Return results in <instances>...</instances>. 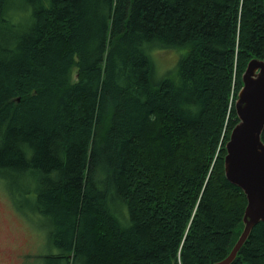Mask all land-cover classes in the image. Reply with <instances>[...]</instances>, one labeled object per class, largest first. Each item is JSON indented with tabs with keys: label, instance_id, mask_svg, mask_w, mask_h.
Returning a JSON list of instances; mask_svg holds the SVG:
<instances>
[{
	"label": "trees",
	"instance_id": "trees-1",
	"mask_svg": "<svg viewBox=\"0 0 264 264\" xmlns=\"http://www.w3.org/2000/svg\"><path fill=\"white\" fill-rule=\"evenodd\" d=\"M155 49L178 50L159 78ZM251 58L264 0H0V180L43 220L42 264L224 258L246 205L224 146ZM231 264H264V221Z\"/></svg>",
	"mask_w": 264,
	"mask_h": 264
},
{
	"label": "water",
	"instance_id": "water-1",
	"mask_svg": "<svg viewBox=\"0 0 264 264\" xmlns=\"http://www.w3.org/2000/svg\"><path fill=\"white\" fill-rule=\"evenodd\" d=\"M234 110L238 118L225 143L226 179L242 189V229L228 254L211 264H231L252 228L264 221V59L251 58L241 73Z\"/></svg>",
	"mask_w": 264,
	"mask_h": 264
},
{
	"label": "rangeland",
	"instance_id": "rangeland-1",
	"mask_svg": "<svg viewBox=\"0 0 264 264\" xmlns=\"http://www.w3.org/2000/svg\"><path fill=\"white\" fill-rule=\"evenodd\" d=\"M177 52L175 49L150 51L157 78L167 68L174 67ZM8 192L7 183L0 180V264H24V259L25 264H42L43 253L48 251L44 222L41 218L21 215L12 205Z\"/></svg>",
	"mask_w": 264,
	"mask_h": 264
},
{
	"label": "flooded vegetation",
	"instance_id": "flooded-vegetation-1",
	"mask_svg": "<svg viewBox=\"0 0 264 264\" xmlns=\"http://www.w3.org/2000/svg\"><path fill=\"white\" fill-rule=\"evenodd\" d=\"M26 255V254H25ZM25 257V256H24ZM21 262H22V259H21ZM21 264V263H20ZM24 264H25V259H24Z\"/></svg>",
	"mask_w": 264,
	"mask_h": 264
},
{
	"label": "bare ground",
	"instance_id": "bare-ground-1",
	"mask_svg": "<svg viewBox=\"0 0 264 264\" xmlns=\"http://www.w3.org/2000/svg\"><path fill=\"white\" fill-rule=\"evenodd\" d=\"M240 82V81H239ZM227 138V137H226Z\"/></svg>",
	"mask_w": 264,
	"mask_h": 264
}]
</instances>
